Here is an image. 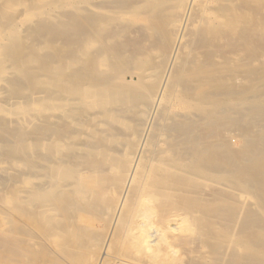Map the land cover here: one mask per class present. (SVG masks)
<instances>
[{
  "label": "bare ground",
  "instance_id": "6f19581e",
  "mask_svg": "<svg viewBox=\"0 0 264 264\" xmlns=\"http://www.w3.org/2000/svg\"><path fill=\"white\" fill-rule=\"evenodd\" d=\"M0 264H264V0H0Z\"/></svg>",
  "mask_w": 264,
  "mask_h": 264
}]
</instances>
